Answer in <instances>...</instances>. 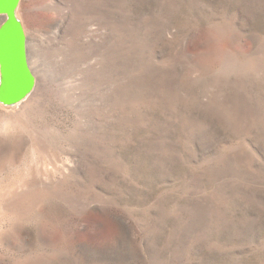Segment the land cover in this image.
<instances>
[{
	"label": "rangeland",
	"instance_id": "374dc122",
	"mask_svg": "<svg viewBox=\"0 0 264 264\" xmlns=\"http://www.w3.org/2000/svg\"><path fill=\"white\" fill-rule=\"evenodd\" d=\"M17 14L37 84L0 102V264H264V0Z\"/></svg>",
	"mask_w": 264,
	"mask_h": 264
},
{
	"label": "water",
	"instance_id": "95a60500",
	"mask_svg": "<svg viewBox=\"0 0 264 264\" xmlns=\"http://www.w3.org/2000/svg\"><path fill=\"white\" fill-rule=\"evenodd\" d=\"M21 0H0V102L15 106L35 89L37 78L28 53L25 27L18 17Z\"/></svg>",
	"mask_w": 264,
	"mask_h": 264
},
{
	"label": "bare ground",
	"instance_id": "6f19581e",
	"mask_svg": "<svg viewBox=\"0 0 264 264\" xmlns=\"http://www.w3.org/2000/svg\"><path fill=\"white\" fill-rule=\"evenodd\" d=\"M18 105V104H17Z\"/></svg>",
	"mask_w": 264,
	"mask_h": 264
}]
</instances>
